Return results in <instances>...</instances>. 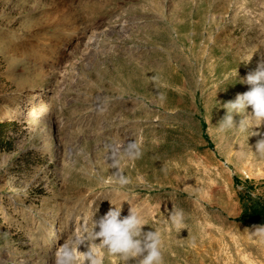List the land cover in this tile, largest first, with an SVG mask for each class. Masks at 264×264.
<instances>
[{
    "label": "rangeland",
    "instance_id": "rangeland-1",
    "mask_svg": "<svg viewBox=\"0 0 264 264\" xmlns=\"http://www.w3.org/2000/svg\"><path fill=\"white\" fill-rule=\"evenodd\" d=\"M64 1L68 30L44 34L51 0H0V264H55L75 226L60 222L54 245L43 232L52 217L26 212L59 205L60 217L81 197L89 214L98 207L93 219L109 201H123L122 216L140 211L144 230L162 233L164 264H264L255 232L264 224L250 216L264 206L260 137L217 129L223 104L250 89L241 80L264 60V0ZM120 14L136 21L130 35L84 53L87 36L108 34ZM35 92L68 124L58 149L42 112L31 116L42 102L20 107ZM92 106L105 113L86 125ZM133 141L141 158L120 160L130 183L107 184L118 171L109 146ZM175 210L185 215L180 233Z\"/></svg>",
    "mask_w": 264,
    "mask_h": 264
},
{
    "label": "clouds",
    "instance_id": "clouds-1",
    "mask_svg": "<svg viewBox=\"0 0 264 264\" xmlns=\"http://www.w3.org/2000/svg\"><path fill=\"white\" fill-rule=\"evenodd\" d=\"M251 58L249 56L243 62L248 63ZM232 77L237 79V69ZM241 82L250 85V89L238 93L234 100L223 104L226 113L217 123V129L219 133L237 130L246 134V140L250 136L260 137L254 145V151L264 157V132L260 131L264 127V60L260 59L256 68L248 72ZM249 108L251 111H248ZM235 115L241 117L238 122L234 119ZM109 147L112 152L111 166L118 171L106 183L123 188L130 183V179L122 174L120 160L127 158L135 161L141 158L142 142L133 141L126 146ZM122 202L117 206L109 201L111 206L108 211L99 219H93L97 207L88 218L90 223L85 222L56 250L55 264H105L107 256L117 257L119 264H164L161 231H145L144 226L147 224L140 211L129 209L128 215L122 216ZM170 226L177 233L186 229L182 210L171 212ZM255 232L264 236V226L257 227ZM82 247L84 250H81Z\"/></svg>",
    "mask_w": 264,
    "mask_h": 264
},
{
    "label": "bare ground",
    "instance_id": "bare-ground-1",
    "mask_svg": "<svg viewBox=\"0 0 264 264\" xmlns=\"http://www.w3.org/2000/svg\"><path fill=\"white\" fill-rule=\"evenodd\" d=\"M50 11L45 12L43 15L47 17V23L44 24L45 32L47 34L57 33V32H66L68 28L66 27L67 23L62 22L68 15V6L66 5L64 0H51ZM136 21L130 17H126L124 14H120L117 18L110 22V29L108 28V34L104 31L100 32H91L87 38L82 42V50L84 53H96L98 50L100 51L106 43L103 41V37H110L114 33L121 35L122 37L130 35V31L135 26ZM42 39H44V36ZM51 93L54 92V87L48 89ZM43 94L33 93L30 97L25 99L21 104V108L27 109V107L32 106L33 104H40L39 109L37 111H31V116L37 117L38 112H42L43 120L47 123L49 131L53 132L52 138L56 139L55 146L57 149L60 147V130L65 129L68 124H65L63 118L58 116L56 112L49 106V103H46L44 99H42ZM50 99L49 94L45 95ZM104 109L99 106H92L87 111L90 112V115L85 120V124L88 125L91 121L97 122L103 119ZM15 112V109H13ZM8 111H1L0 116H7ZM55 132V133H54ZM58 158V157H57ZM85 198L81 197L75 200L71 206V208L67 209L65 215L58 216V214L54 215V211H57L59 205H56L54 208L48 209L44 213H35L33 210H28L26 212L27 216H34L36 218L43 219L47 217H52L51 221L45 220V225L43 227L44 236L48 237L51 240V244L57 242L58 239V228L60 226V222H64L66 228H70L73 225L75 226V231L82 227V225L87 222V218L90 216L88 212V207L83 209V200ZM58 212V211H57ZM54 213V214H53ZM12 264H26L28 262V258H13Z\"/></svg>",
    "mask_w": 264,
    "mask_h": 264
},
{
    "label": "trees",
    "instance_id": "trees-1",
    "mask_svg": "<svg viewBox=\"0 0 264 264\" xmlns=\"http://www.w3.org/2000/svg\"><path fill=\"white\" fill-rule=\"evenodd\" d=\"M250 216L253 222L264 224V206L250 208Z\"/></svg>",
    "mask_w": 264,
    "mask_h": 264
}]
</instances>
